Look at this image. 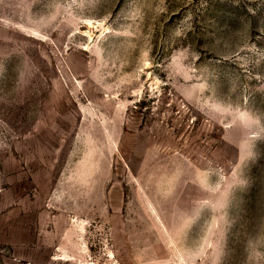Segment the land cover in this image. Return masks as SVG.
<instances>
[{
    "label": "rangeland",
    "instance_id": "1",
    "mask_svg": "<svg viewBox=\"0 0 264 264\" xmlns=\"http://www.w3.org/2000/svg\"><path fill=\"white\" fill-rule=\"evenodd\" d=\"M0 264H264V0H0Z\"/></svg>",
    "mask_w": 264,
    "mask_h": 264
}]
</instances>
